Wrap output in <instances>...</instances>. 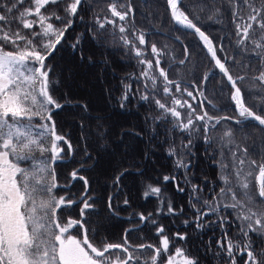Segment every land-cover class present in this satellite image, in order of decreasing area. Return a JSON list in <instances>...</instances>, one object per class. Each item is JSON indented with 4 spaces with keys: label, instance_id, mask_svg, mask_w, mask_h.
<instances>
[{
    "label": "snow or ice",
    "instance_id": "6c2138e0",
    "mask_svg": "<svg viewBox=\"0 0 264 264\" xmlns=\"http://www.w3.org/2000/svg\"><path fill=\"white\" fill-rule=\"evenodd\" d=\"M165 2L171 22L190 30L199 39L214 61L215 69L227 79L232 89L230 99L239 118L210 114L216 107L205 95L210 72L203 77L204 87L196 84L182 87L180 82L169 79L168 70L161 67L163 49L155 43L151 45L155 68L152 59L144 58L145 50L138 47L137 42L139 45L147 43L145 33L136 29L132 22L133 8L129 0H109L107 11L110 15L94 17V33L107 31V26L118 30L120 41L135 53L140 64L146 66L139 77L146 81L140 99L154 103L161 110L162 118L170 116L173 131L188 134L187 143L180 149L174 146L169 149V155L178 157L176 167H190L191 161L183 157L192 154L193 134H202L209 147L217 145L213 159L220 169L219 191L211 200L202 199L198 195L202 191L199 185L191 184L190 193L195 201L193 208L197 204L205 207L204 211L196 208L197 221L210 213L215 214L218 227L223 231L229 224L228 215L224 214L228 209L240 221V238L235 239L228 231H223L221 239L216 241L219 251L214 255L220 257L221 264H264V150L253 146L250 152L248 146L237 141L231 127L221 135L213 136L223 121H232L238 131L247 121L264 126V107L246 103L238 86V82L243 83L246 77H234L225 61L238 62L231 56L221 58L218 52H225L223 45L215 44L213 38L198 26L201 13H210L207 15L209 20L215 17L221 22L227 12L235 26L237 48L247 52L250 47L264 64V0H260L259 6L255 0H210L203 7H197L191 0L188 3L186 0ZM217 3L220 6H215ZM82 7L83 0H0V264H199L196 258L186 255L182 247L172 243L165 227L157 224L152 213H140L139 219L142 222L150 220L155 226L158 244H131L128 237L131 229L125 231L120 243L102 239L97 244L89 219L96 201L88 179L79 175V169L69 175L72 181L83 182V191L58 194L59 189H70L72 185L59 183L55 164L64 155L72 154L73 145L65 135L58 133L53 119V112L63 105L55 97L56 82L50 76L54 69L49 58L58 46L67 43V34L75 20L83 19L79 15ZM244 9L248 10L246 16ZM14 23L28 31L23 32L21 27L13 29ZM80 43L81 36L77 35L70 46L76 50ZM182 54L184 59H180L179 64H184L191 55L187 45ZM154 71L163 77L162 89ZM253 79L264 87V67ZM124 89L120 97L122 108L133 94L130 84H125ZM161 91L163 97L156 98ZM185 95L196 104L185 99ZM84 109L87 110V105ZM253 153L257 158H253ZM163 179L176 178L165 176ZM119 180L120 176H117L115 181L118 183ZM177 187L184 191L183 187ZM149 190L156 196L161 192L159 187L151 185ZM112 201L113 197L109 196L107 208L110 212L115 211ZM167 211L169 214L176 211L171 202L167 203ZM202 226L197 224V227ZM173 235L181 241L186 239L183 233ZM170 247L175 248L172 254ZM147 250L151 252L145 258Z\"/></svg>",
    "mask_w": 264,
    "mask_h": 264
},
{
    "label": "trees",
    "instance_id": "16d2710c",
    "mask_svg": "<svg viewBox=\"0 0 264 264\" xmlns=\"http://www.w3.org/2000/svg\"><path fill=\"white\" fill-rule=\"evenodd\" d=\"M108 2L109 0H83V7L79 12L83 19L75 20L73 28L67 34V43L58 46V50L49 58L54 69L50 76L56 82L55 97L63 105L61 109L53 112V119L56 121L58 133L65 135L73 145L72 154L64 155L55 164L59 183L72 185L70 189H59L58 194H76L83 191V182L72 181L69 175L74 169H79V175L88 179L90 192L96 201L89 219L97 244L102 239L120 243L128 229L132 230L128 233L131 244H158L155 226L150 220L142 222L139 219L140 213H152L157 224L165 227L172 243L182 247L186 255L196 258L199 264H221L220 257L214 255L219 251L216 241L221 239L223 231H228L235 239L240 238V221L236 220L231 209L225 210L224 214L228 215L230 227L226 224L223 231L218 227L219 221L215 214L210 213L202 221H197L194 215L196 208L204 211L205 207L197 204L196 208H193L195 201L190 196L191 184L199 185L202 191L198 195L202 199L211 200L214 193L219 191L220 169L213 159L217 145L209 147L202 134H193L192 154L183 157L186 161H191L190 167H176L178 157L169 155V149L173 146L180 149L182 144L187 143L188 134L173 131L169 123L172 119L170 116L162 118L161 110L154 103L140 99L146 81L139 77L146 66L140 64L135 53L120 41L118 30L107 26V31L94 33V17L110 15L107 11ZM129 2L133 8L132 22L135 28L145 33L147 43L139 45L137 42V46L145 50L144 58L152 59L155 68L151 45L155 43L158 48L163 49L165 54L161 57V67L168 70L169 79L180 82L182 87L187 84L204 87L201 82L205 74L210 72L205 95L216 105L215 109L210 110V114L239 118L230 99L231 87L214 68L197 37L180 30L171 22L165 0ZM188 2L189 0H186V3ZM191 3L203 7L209 4L210 0H203V3L191 0ZM255 3L259 6L260 0H255ZM215 6L220 5L217 3ZM247 11L243 10L245 16ZM208 14L210 13L200 14L198 26L213 38L215 44L223 45L225 52H218L221 58L231 56L238 62L225 61L234 77H246L243 83L238 82L246 103L249 106L264 107V87L253 79L264 64L252 53L250 47L247 52H241L237 48L235 26L230 14L225 12L221 22H217L215 17L209 20ZM12 27L22 29V25L16 23ZM22 31L26 33L28 30ZM77 35L81 36V43L73 50L70 45ZM176 37L180 39L177 40ZM185 45L191 55L184 64H179V60L184 59L182 53ZM71 64L77 69L83 68L79 78H85L87 73L100 75L101 80L97 82L100 92L96 98L85 90L64 84L63 70H67ZM154 74L158 78V86L162 89L163 77L159 76L158 71H154ZM125 84L132 86L133 94L129 95L125 107L122 108L120 97L125 90ZM175 95L180 96V93ZM162 97L161 91L156 98ZM184 98L190 100L186 95ZM198 100H203V97H198ZM190 102L196 104V101ZM168 103L170 104V100ZM84 105H87L86 111ZM205 107L208 105L205 104ZM101 112L108 114L106 121L96 116ZM97 121L100 124L98 135L94 129ZM229 127L233 128L237 141L248 146L250 152L253 146L264 150V130L252 121L241 125L239 131L232 121H223L213 136L221 135ZM110 137H114L111 146ZM125 140L130 141L131 145L121 149L125 147L122 144ZM121 154L123 156L120 157V163L113 167L114 156L119 157ZM216 158L219 159L218 156ZM253 158H257L256 153H253ZM117 176H120L118 183L115 181ZM165 176L176 179L165 181ZM149 185L161 189L159 196L150 194ZM177 186L183 187L184 191H179ZM146 192H149L148 196L145 195ZM109 196L113 197L114 212L107 208ZM125 200L128 201L127 204L124 203ZM168 202H171L176 210L173 214L167 211ZM185 221L188 223L185 224ZM198 223L203 226L197 227ZM177 232L186 234V239L178 240L173 235ZM253 239H256L254 235ZM174 251L175 248L170 247V254ZM150 252L151 250H147L144 253L145 258Z\"/></svg>",
    "mask_w": 264,
    "mask_h": 264
},
{
    "label": "rangeland",
    "instance_id": "374dc122",
    "mask_svg": "<svg viewBox=\"0 0 264 264\" xmlns=\"http://www.w3.org/2000/svg\"><path fill=\"white\" fill-rule=\"evenodd\" d=\"M83 68L81 67L80 69H77L73 64L69 65L67 70H63V79H64V84L74 87V88H78L81 90H85L87 94L93 95V98H96L100 92V90L98 89L97 85H98V81L101 80L100 75H98V73H92L89 74L87 73L85 76V78H79L78 76L80 74L83 73ZM97 117L100 118V120L102 121H106V117L108 116L107 113L105 112H101L98 113L96 115ZM100 124L98 123V121L95 123V132L97 133V135L99 134V130H100ZM109 130V129H108ZM109 144L110 146L114 143V137H110L109 138ZM122 144L125 147H121V149H126L129 148L131 143L130 141L125 140L124 142H122ZM120 148V146H119ZM122 154L117 157L114 156V163H113V167H116L119 163H120V159L122 158ZM121 157V158H120Z\"/></svg>",
    "mask_w": 264,
    "mask_h": 264
},
{
    "label": "water",
    "instance_id": "95a60500",
    "mask_svg": "<svg viewBox=\"0 0 264 264\" xmlns=\"http://www.w3.org/2000/svg\"><path fill=\"white\" fill-rule=\"evenodd\" d=\"M176 26V25H175ZM176 27H178L180 30H183V31H186V32H189V33H191L190 32V30H188V29H184V28H182V27H179V26H176ZM198 39V38H197ZM199 40V39H198ZM201 43V42H200ZM202 44V43H201ZM204 51H205V53H206V55L210 58V55L207 53V51H206V49H204ZM211 59V58H210ZM212 61V60H211ZM212 64H213V66H214V68H215V65H214V61H212ZM217 70V72L218 73H220L219 72V70L218 69H216ZM221 74V73H220ZM222 75V74H221ZM223 76V75H222ZM226 81H227V79L225 78V77H223ZM228 83V82H227ZM230 86V85H229ZM254 124H256V125H258V123L257 122H255V121H252ZM259 126V125H258ZM259 127H261L263 130H264V126H259ZM255 183V182H254Z\"/></svg>",
    "mask_w": 264,
    "mask_h": 264
}]
</instances>
